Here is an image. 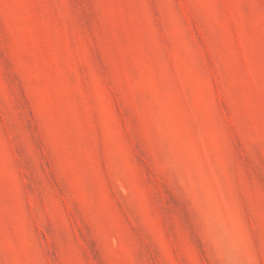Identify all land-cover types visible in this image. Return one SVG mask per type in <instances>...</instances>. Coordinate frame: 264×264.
Wrapping results in <instances>:
<instances>
[{"label": "rangeland", "instance_id": "1", "mask_svg": "<svg viewBox=\"0 0 264 264\" xmlns=\"http://www.w3.org/2000/svg\"><path fill=\"white\" fill-rule=\"evenodd\" d=\"M0 264H264V0H0Z\"/></svg>", "mask_w": 264, "mask_h": 264}]
</instances>
